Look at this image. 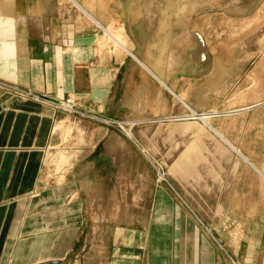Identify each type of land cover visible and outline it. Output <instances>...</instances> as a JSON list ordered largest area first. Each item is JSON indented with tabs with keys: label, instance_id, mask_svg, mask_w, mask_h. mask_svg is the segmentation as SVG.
<instances>
[{
	"label": "crops",
	"instance_id": "0c3cea01",
	"mask_svg": "<svg viewBox=\"0 0 264 264\" xmlns=\"http://www.w3.org/2000/svg\"><path fill=\"white\" fill-rule=\"evenodd\" d=\"M134 1L0 0V264L90 246L88 264H264V94L230 107L228 60L207 46L198 56L180 10ZM67 98L81 113L57 105ZM196 113L209 117L185 119ZM163 121L205 138L202 173L192 174L196 141L170 171L192 188L189 208L160 186L146 228L96 232L101 253L89 228L109 192L102 176L131 158L123 129Z\"/></svg>",
	"mask_w": 264,
	"mask_h": 264
},
{
	"label": "rangeland",
	"instance_id": "374dc122",
	"mask_svg": "<svg viewBox=\"0 0 264 264\" xmlns=\"http://www.w3.org/2000/svg\"><path fill=\"white\" fill-rule=\"evenodd\" d=\"M133 3L141 8L180 9L183 15L179 18L182 24L181 31H187L184 25H189L202 37L203 45L199 44L196 37L197 49L202 50L199 55L205 56L207 46L212 50V56L228 60L230 107L252 100L257 92L264 94V0H137ZM100 26L108 30L101 23ZM110 31L106 33L105 30L107 37L114 36ZM115 31L121 33L118 29ZM117 40L120 43L122 40L119 37L115 38V41L121 45ZM206 115L196 113L185 116V119L199 118L204 121L209 117ZM145 123H149L148 131L143 132L135 128L134 138L129 137L123 129L131 147L128 151L131 158L119 160L116 166L108 168L109 171L115 170V176L111 178L102 176V185L109 192L101 196L99 207L93 215L94 227L92 228L91 224L89 228L91 245L99 246L101 253H103V241L97 242L96 238L98 234V237L100 234L104 235L108 228H111V232L116 233L118 237H124L125 231L133 232L141 226L139 221L144 224V228L148 226L154 212V208H151L153 199H156L160 186H164L169 191L172 195L170 199L181 201L189 208L187 193L192 188L185 190L179 181L172 178L170 171L177 162L180 150L186 149L190 142L196 141L198 147L200 146L198 149L201 150L200 154L194 155L197 158L196 160L193 158L196 170L194 169L192 174L202 173L205 167V138L201 132L190 133L189 129L183 128L169 132L170 126L167 121L158 123L155 127L153 122ZM203 129L205 130V126ZM52 154L54 157L53 152ZM126 154L124 153L123 156ZM57 157L58 155L55 159ZM207 157L210 160L211 156ZM54 161L47 162L52 164ZM54 167L55 165L50 166L51 171H54ZM103 167L104 171H108L105 166ZM210 171L208 170V173ZM107 201L109 207L106 208ZM147 206L148 208H145ZM92 247L90 246L83 255L70 256L60 262L88 264L95 246Z\"/></svg>",
	"mask_w": 264,
	"mask_h": 264
},
{
	"label": "built area",
	"instance_id": "2783aa9c",
	"mask_svg": "<svg viewBox=\"0 0 264 264\" xmlns=\"http://www.w3.org/2000/svg\"><path fill=\"white\" fill-rule=\"evenodd\" d=\"M37 98H39V96L37 95L36 96ZM58 106H61L63 108H66L68 109L69 111H72L74 114H79L81 113V111L75 106L73 100L71 98H67L65 100H62L60 102H58L57 104ZM108 120V119H107ZM110 123L114 124L116 123L117 125H119L120 127H122V123L121 122H118V121H111V120H108ZM128 124V123H127ZM123 128V127H122Z\"/></svg>",
	"mask_w": 264,
	"mask_h": 264
},
{
	"label": "bare ground",
	"instance_id": "6f19581e",
	"mask_svg": "<svg viewBox=\"0 0 264 264\" xmlns=\"http://www.w3.org/2000/svg\"><path fill=\"white\" fill-rule=\"evenodd\" d=\"M146 10V9H145ZM180 10V9H179ZM99 24H100V22H99ZM106 30V33H109V29L107 30V29H105ZM111 32V31H110ZM195 35H196V37H197V39H198V42H199V44L200 45H203L202 44V37L200 36V34L199 33H195ZM119 43H120V41L119 40H117ZM121 44V46H123L124 45V43H123V41H122V43H120ZM198 56H204V55H198ZM185 105H186V103H185ZM195 110V109H194ZM178 111V110H177ZM193 112V111H192ZM77 116V115H76ZM197 116V115H196ZM187 119V118H186ZM69 124V123H68ZM67 124V126L69 127V125H71V124H69L68 125ZM169 124H171L170 122H169ZM77 125V124H76ZM70 128V127H69ZM83 132H84V130H83ZM127 132V134L129 135V137H132L133 138V135H134V128L132 127L131 129H129V130H127L126 131ZM224 154V153H223ZM76 193V192H75ZM74 193V194H75ZM74 196V195H73ZM75 197V196H74ZM105 201V200H104ZM104 203V202H103ZM146 206V205H145ZM96 208V207H95ZM99 217H101V214H99Z\"/></svg>",
	"mask_w": 264,
	"mask_h": 264
},
{
	"label": "water",
	"instance_id": "95a60500",
	"mask_svg": "<svg viewBox=\"0 0 264 264\" xmlns=\"http://www.w3.org/2000/svg\"><path fill=\"white\" fill-rule=\"evenodd\" d=\"M50 262H52L53 264H58V263H60L59 260H53V261H50ZM50 262H46L45 264H48V263H50Z\"/></svg>",
	"mask_w": 264,
	"mask_h": 264
}]
</instances>
